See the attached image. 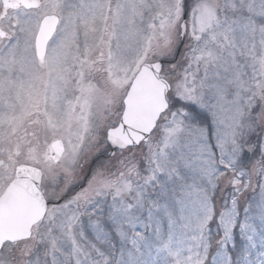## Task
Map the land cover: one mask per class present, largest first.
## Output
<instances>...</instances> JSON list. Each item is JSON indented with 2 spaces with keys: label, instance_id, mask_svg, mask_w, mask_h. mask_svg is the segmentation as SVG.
<instances>
[{
  "label": "snow or ice",
  "instance_id": "obj_1",
  "mask_svg": "<svg viewBox=\"0 0 264 264\" xmlns=\"http://www.w3.org/2000/svg\"><path fill=\"white\" fill-rule=\"evenodd\" d=\"M0 264H264V0H0Z\"/></svg>",
  "mask_w": 264,
  "mask_h": 264
}]
</instances>
